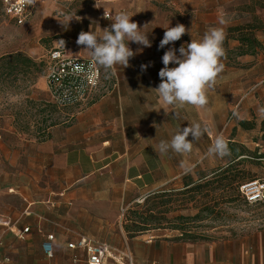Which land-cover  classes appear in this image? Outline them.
<instances>
[{
  "label": "crops",
  "instance_id": "1",
  "mask_svg": "<svg viewBox=\"0 0 264 264\" xmlns=\"http://www.w3.org/2000/svg\"><path fill=\"white\" fill-rule=\"evenodd\" d=\"M221 6L218 1L215 5L208 0L175 1L174 9L189 16L165 18L162 26L158 8L144 0L133 13L137 19L142 16L139 26L145 25L151 47L135 45L128 67L117 65L114 73L104 75L115 77L109 79L116 81L110 94L71 118L67 110L49 113L38 103L40 114L58 118L47 127L45 138L37 129L22 132L13 123L0 125V264H87L83 249L68 248L82 236L107 244L115 256L128 254L133 264H264L263 233L247 240L189 242L168 230L128 237L123 227L124 213L133 204L175 189L187 173H208L223 166L209 164L213 156L207 155L208 136L222 130L234 109H239L240 121H249L264 105V52L238 57L236 62L225 56V68L207 89L204 107L173 108L155 91L161 83L164 52L221 26ZM177 24H183L186 33L160 48L164 28ZM228 26V22L222 26L225 32ZM262 34L256 36L264 43ZM237 44L228 41L230 48ZM70 54L91 57L88 52ZM44 85L49 92L47 79ZM193 121L209 131L194 142L190 154L158 153L159 141L170 140ZM3 198L16 199L19 208L11 203L5 207ZM25 228L28 232L23 233ZM48 235H54L52 257L42 247ZM106 264L117 261L111 257Z\"/></svg>",
  "mask_w": 264,
  "mask_h": 264
},
{
  "label": "rangeland",
  "instance_id": "2",
  "mask_svg": "<svg viewBox=\"0 0 264 264\" xmlns=\"http://www.w3.org/2000/svg\"><path fill=\"white\" fill-rule=\"evenodd\" d=\"M147 1L158 8L159 23H163L165 18L175 19L181 18L183 15L189 16L187 11L174 9L175 1L181 2L182 0ZM191 1L195 4L201 0ZM208 1L213 5L217 1L222 4L223 17L229 25L251 20V14L245 6L254 7L264 23V0ZM143 2L144 0H46L31 5L30 15L22 25H18L3 11H0V125L7 126L13 123L20 131L31 132L56 123L58 118L55 115L44 116L39 113L40 110L37 108V104L40 102L44 108L47 105H52L49 92L44 90L46 69L43 61H45L47 52L53 47L63 45L61 42L63 40L64 46L68 48L69 52L87 53L85 46L76 43L81 31H94L98 36H101L102 30L113 23L110 19L105 18V13L111 17L121 11L133 13L136 7H139ZM177 12L181 15H176ZM75 14L81 19L76 20ZM132 15V21L139 25L142 22V16L139 20L137 15L134 13ZM262 32L264 33V31ZM262 36L264 37V34ZM135 45L137 43L129 42L131 49ZM17 53L37 62L38 67L33 70L30 76L22 72L10 71L7 62L11 60L8 57ZM102 70L104 75L108 74L104 68ZM236 115L230 125L224 130L225 126L222 128V133L220 131L211 137L208 136V145L212 144L217 135L222 134L228 143L231 141L246 147L250 152L249 155L244 156L241 166L248 169L254 178L264 177V132H262L264 117L258 113L254 114V120L251 118L249 121L256 123L255 128L244 130L239 126V109L236 110ZM231 156V154L222 158L213 156L209 164L211 166L225 164ZM182 188V183L178 184L175 187V193H179ZM172 198L177 200L172 202L170 211L166 214L168 219L182 216L192 217L199 212V209L192 203L183 201V196L178 195ZM2 202L5 207L11 203L19 208L16 199L3 198ZM138 203H143V200L130 207H134ZM214 211L213 214H203L204 219L200 221H191L188 228L198 235L207 236L208 240H247L257 233L264 234V202L248 205L241 200H236L229 204H220ZM168 224L164 222L165 228L151 231L168 230L174 235L181 236L179 230L168 227Z\"/></svg>",
  "mask_w": 264,
  "mask_h": 264
},
{
  "label": "clouds",
  "instance_id": "3",
  "mask_svg": "<svg viewBox=\"0 0 264 264\" xmlns=\"http://www.w3.org/2000/svg\"><path fill=\"white\" fill-rule=\"evenodd\" d=\"M34 5L36 0H26ZM132 16L126 11L117 13L114 17L105 13V18L113 23L102 30L98 36L94 31H81L76 40L77 45L85 46L95 63L106 71L115 72L116 66L126 68L130 58L136 53L129 47L134 42L144 47H151L148 35ZM80 20L81 17L76 16ZM72 20V19H71ZM226 23L223 17L219 18V27H210L199 40L191 39L190 43L181 45L179 49L169 48L162 56L163 68L159 71L161 83L155 88L160 100L173 108L185 106L204 107L208 103L207 89L214 86L218 76L223 72L225 65L222 62L226 55L223 47L226 32L222 27ZM165 32L159 47L179 41L187 29L183 24L174 27H165ZM63 45L65 42L61 40ZM177 51L179 55H177ZM170 64L177 65L169 67ZM148 65H141L146 69ZM258 114L264 117V107L258 109ZM209 129L202 127L199 122H190L189 126L178 129L171 135L170 140H161L157 145L160 155L169 151L185 155L193 150L194 142L201 139ZM192 136V140L188 137ZM230 154L228 142L225 137L217 135L207 150L208 156L224 157Z\"/></svg>",
  "mask_w": 264,
  "mask_h": 264
},
{
  "label": "trees",
  "instance_id": "4",
  "mask_svg": "<svg viewBox=\"0 0 264 264\" xmlns=\"http://www.w3.org/2000/svg\"><path fill=\"white\" fill-rule=\"evenodd\" d=\"M245 8L250 12L251 20L229 25L226 29L223 47L226 52V58L231 62H236L238 57L244 55H256L264 52V43L256 36L257 32L264 31V23L254 7L245 6ZM0 11L4 12L2 0H0ZM229 40H236L238 44L230 48L228 46ZM178 47L180 46L178 45ZM8 59L11 60L7 62L8 67L13 72L18 71L26 74V71L36 70L38 67L34 59L20 53L11 55ZM43 62L46 69L48 62L47 60ZM45 109L49 113H54L58 107L52 104L47 105ZM239 126L244 130H250L255 128L256 123L242 120L239 122ZM262 126V132H264V123H262ZM47 127L49 126L37 129L40 138L46 137ZM228 148L232 156L227 163L210 170L208 173L194 171L185 174L182 177L183 188L179 193H175V189L154 193L144 198L143 203H138L134 207L127 209L124 213L123 227L128 237H135L151 230L165 228L163 224L167 222L169 223L168 227L181 232L180 238L184 241L208 240L207 236L192 232L188 228L189 223L194 220L200 221L204 219L203 214H213L215 212L214 209L220 204H229L236 200L246 203L240 195L239 186L255 179L248 169L241 166L244 158L242 156L249 155L250 151L235 142H229ZM178 195L183 196V201L192 203L194 207L199 209V212L192 217L182 216L168 219L166 214L170 211L172 202L177 200L172 197H177Z\"/></svg>",
  "mask_w": 264,
  "mask_h": 264
},
{
  "label": "built area",
  "instance_id": "5",
  "mask_svg": "<svg viewBox=\"0 0 264 264\" xmlns=\"http://www.w3.org/2000/svg\"><path fill=\"white\" fill-rule=\"evenodd\" d=\"M46 0H36V4ZM4 13L12 18L15 23L22 25L30 15V7L26 0H2ZM109 16V15H108ZM48 62L46 79L52 104L58 108L67 110L69 118L84 111L92 104L110 94L116 81L110 82L105 77L102 67L97 65L92 57L83 58L70 54L68 49L61 45L53 47L46 54ZM234 109L224 129L234 119ZM241 197L248 205H256L264 202V177L255 178L242 183L239 186ZM28 228L23 229V233ZM54 235H48L42 247L48 257L53 256ZM69 249H83L87 256V264H106L113 257L117 264H133L128 254L115 256L111 248L104 243L97 242L87 237H80L77 241L68 243Z\"/></svg>",
  "mask_w": 264,
  "mask_h": 264
}]
</instances>
